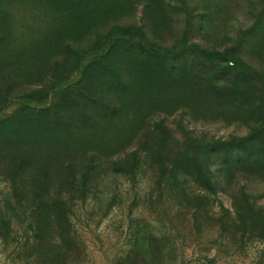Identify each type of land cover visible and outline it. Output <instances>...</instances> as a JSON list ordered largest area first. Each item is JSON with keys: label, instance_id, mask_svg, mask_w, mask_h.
I'll return each instance as SVG.
<instances>
[{"label": "rangeland", "instance_id": "1", "mask_svg": "<svg viewBox=\"0 0 264 264\" xmlns=\"http://www.w3.org/2000/svg\"><path fill=\"white\" fill-rule=\"evenodd\" d=\"M115 5L113 23L136 35L121 42L144 39L180 49L186 40L199 55L236 54L264 70V0ZM59 9L54 0H0L7 52L65 35L71 18L56 15ZM93 56L60 86L77 84ZM216 60L196 69L193 97L178 95L167 113H151L137 126L132 117L121 119L117 133L127 138L116 143L120 156L44 171L39 179L47 193L24 187L31 180L26 174L18 202L0 166V264H264V83L243 84L246 65L230 76ZM59 94L20 86L0 120L24 105L48 106ZM188 152L190 163L172 167ZM40 193L58 208L36 211Z\"/></svg>", "mask_w": 264, "mask_h": 264}, {"label": "trees", "instance_id": "2", "mask_svg": "<svg viewBox=\"0 0 264 264\" xmlns=\"http://www.w3.org/2000/svg\"><path fill=\"white\" fill-rule=\"evenodd\" d=\"M116 3L117 0H54V8L60 7L55 14L71 18L65 28L66 36L44 37L16 54L7 52L2 34L7 27L0 22V109L11 104L20 86L60 91L58 101L48 106L24 105L0 120V155L4 159L0 166L2 175L10 178L18 202H22L18 191L26 174L31 180L24 187L47 193L49 187L39 178L51 166H72L89 159L99 160L103 155L120 156L121 151L115 146L127 135L117 133L119 121L132 117L137 126L151 113H167L166 108L178 95L193 97L196 69L209 68L211 63L219 62L216 58L224 62L230 76L246 65L247 73L240 80L243 84L264 83V70L254 68L243 56L199 55L186 40L182 50L178 49L179 44L162 46L144 39L121 42V37L134 33L113 23L116 17L111 10ZM108 45L104 56L97 55ZM87 55H94L96 62L84 71L77 84L61 87L73 67ZM92 66L98 70L90 75ZM189 155H178L172 167L178 160L190 163ZM44 193L36 199V211L58 208L54 198L44 197Z\"/></svg>", "mask_w": 264, "mask_h": 264}]
</instances>
